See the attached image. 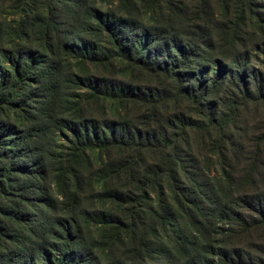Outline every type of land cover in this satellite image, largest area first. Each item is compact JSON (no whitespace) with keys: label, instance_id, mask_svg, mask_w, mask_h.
I'll use <instances>...</instances> for the list:
<instances>
[{"label":"trees","instance_id":"obj_1","mask_svg":"<svg viewBox=\"0 0 264 264\" xmlns=\"http://www.w3.org/2000/svg\"><path fill=\"white\" fill-rule=\"evenodd\" d=\"M0 264H264V0H0Z\"/></svg>","mask_w":264,"mask_h":264}]
</instances>
